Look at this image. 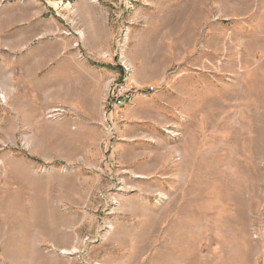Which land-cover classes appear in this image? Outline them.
Listing matches in <instances>:
<instances>
[{
	"label": "rangeland",
	"instance_id": "rangeland-1",
	"mask_svg": "<svg viewBox=\"0 0 264 264\" xmlns=\"http://www.w3.org/2000/svg\"><path fill=\"white\" fill-rule=\"evenodd\" d=\"M0 264H264V0H0Z\"/></svg>",
	"mask_w": 264,
	"mask_h": 264
},
{
	"label": "built area",
	"instance_id": "built-area-1",
	"mask_svg": "<svg viewBox=\"0 0 264 264\" xmlns=\"http://www.w3.org/2000/svg\"><path fill=\"white\" fill-rule=\"evenodd\" d=\"M122 68V79H117L116 81L113 79L111 81V89L106 99V105L104 108L105 122L109 127H111V130L114 129L111 113L114 110L122 109L139 91V88L133 85L131 81L133 64L128 59H124L122 60Z\"/></svg>",
	"mask_w": 264,
	"mask_h": 264
},
{
	"label": "bare ground",
	"instance_id": "bare-ground-1",
	"mask_svg": "<svg viewBox=\"0 0 264 264\" xmlns=\"http://www.w3.org/2000/svg\"><path fill=\"white\" fill-rule=\"evenodd\" d=\"M82 33H83V32H82ZM132 81L135 82L133 79H132ZM63 253H67V251L65 250V251H63Z\"/></svg>",
	"mask_w": 264,
	"mask_h": 264
}]
</instances>
